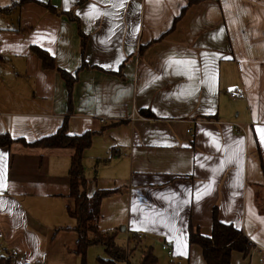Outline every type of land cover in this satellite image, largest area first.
I'll list each match as a JSON object with an SVG mask.
<instances>
[{"label":"crops","instance_id":"1","mask_svg":"<svg viewBox=\"0 0 264 264\" xmlns=\"http://www.w3.org/2000/svg\"><path fill=\"white\" fill-rule=\"evenodd\" d=\"M14 1L0 0V135L31 143L65 123L71 135L93 132L86 190H114L98 228L121 244L137 235L165 264H206L189 227L209 236L217 208L257 249L234 251L231 264H264V0H37L5 10ZM35 46L77 75L71 88ZM235 87L245 96L230 97ZM73 153L0 145V256L58 264L73 252Z\"/></svg>","mask_w":264,"mask_h":264},{"label":"trees","instance_id":"2","mask_svg":"<svg viewBox=\"0 0 264 264\" xmlns=\"http://www.w3.org/2000/svg\"><path fill=\"white\" fill-rule=\"evenodd\" d=\"M37 0H16L5 10L9 11L15 7L23 5L27 2ZM198 0H191L196 2ZM82 2V0L80 1ZM40 3V2H39ZM50 12L59 13L57 9L50 3H41ZM72 19V12L67 13ZM81 48L84 52L87 44V35L80 29ZM35 54L41 59L45 68L58 70L64 79H66L69 88L72 87L77 75L68 72L56 65L55 59L45 49L33 47ZM84 65V64H83ZM143 114L150 116L149 111H143ZM93 132L87 131L79 135H71L68 127L63 124L59 130L51 135L37 139L31 143L24 139H14L9 134L0 135V145L9 146L16 140L22 141L28 146L49 147V148H73L74 153L71 159L69 176L71 178V191L68 195L70 203L68 204V213L77 221L73 229L77 233L75 248L73 252L81 256L82 262L85 263L87 251L92 245H100L103 247L105 257H100L101 264H160L159 257L154 253L151 246L144 245L140 250V255H132L131 250L127 248L130 237L125 244L118 242L116 231H101L98 228V217L100 216L101 200L114 190H97L93 195H88L86 186L87 179L83 170V150L90 146L92 142ZM114 149L111 157L117 155ZM261 197V195H259ZM259 208L264 213V201L259 202ZM189 244L199 245L202 248L203 256L206 264H231V256L234 251L242 253L246 258L253 252L255 245L242 229L232 224L223 223L218 218V210L214 208L212 232L206 236L193 225L189 227ZM172 254V253H169ZM12 255H1L0 264H15ZM167 264H181L179 261L170 260Z\"/></svg>","mask_w":264,"mask_h":264},{"label":"rangeland","instance_id":"3","mask_svg":"<svg viewBox=\"0 0 264 264\" xmlns=\"http://www.w3.org/2000/svg\"><path fill=\"white\" fill-rule=\"evenodd\" d=\"M102 121H105V120H102ZM241 127L243 129V126H241ZM212 224H213V221H212ZM131 237H133V239L131 241H129L130 244H129V246H127V248L129 250H131L132 255H136V254L140 255L139 251L143 249L144 245L141 242L140 237H138L137 235H132ZM127 240L128 239L126 238L125 242H127ZM63 241L70 242L69 240H66V239ZM100 257H105V252H104L103 247H101L100 245H92L89 247V249L87 251L85 263L82 262L81 256H79L73 252L72 253L65 252L64 256L58 257V259L54 258V260H56V262L58 264H101L99 261ZM158 257H159V262L161 264H165L162 261L163 259H165V257L162 256V253H160V255H158ZM14 263L16 264L15 261H14Z\"/></svg>","mask_w":264,"mask_h":264},{"label":"built area","instance_id":"4","mask_svg":"<svg viewBox=\"0 0 264 264\" xmlns=\"http://www.w3.org/2000/svg\"><path fill=\"white\" fill-rule=\"evenodd\" d=\"M0 55H1V46H0ZM229 95H230V97H232V98H242V97L245 96V90H244V88H242V87H235L234 89H232V90L230 91ZM102 120H104V119H102ZM239 130L242 131V130H243L242 127H240ZM187 132L193 134V127L189 126V127L187 128ZM162 248H163L164 250H167L168 253H172V251L168 248L167 245H162ZM255 249H256V248H255ZM256 250H257V249H256ZM18 264H30V263H28L25 259H20V261L18 262Z\"/></svg>","mask_w":264,"mask_h":264},{"label":"snow or ice","instance_id":"5","mask_svg":"<svg viewBox=\"0 0 264 264\" xmlns=\"http://www.w3.org/2000/svg\"><path fill=\"white\" fill-rule=\"evenodd\" d=\"M68 2V0H66V3ZM92 7H94V6H92Z\"/></svg>","mask_w":264,"mask_h":264}]
</instances>
